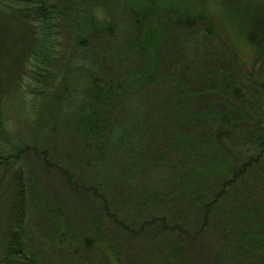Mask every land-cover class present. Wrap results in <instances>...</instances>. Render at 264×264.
Returning <instances> with one entry per match:
<instances>
[{
  "label": "trees",
  "instance_id": "16d2710c",
  "mask_svg": "<svg viewBox=\"0 0 264 264\" xmlns=\"http://www.w3.org/2000/svg\"><path fill=\"white\" fill-rule=\"evenodd\" d=\"M135 1L0 0V264H264V0L243 46Z\"/></svg>",
  "mask_w": 264,
  "mask_h": 264
},
{
  "label": "rangeland",
  "instance_id": "374dc122",
  "mask_svg": "<svg viewBox=\"0 0 264 264\" xmlns=\"http://www.w3.org/2000/svg\"><path fill=\"white\" fill-rule=\"evenodd\" d=\"M158 1V4L161 6V8L165 7L167 5V0H156ZM174 3L176 8L182 12L183 14H188L189 17H193L197 14H202L209 19H211V25L209 27L219 26V28H222L225 32H230L232 35V39L235 44H239L240 46H243V44H248V42L243 37V29L245 28L246 21L248 20V16H250L254 8H252V2H249V0H170ZM259 0H257L258 2ZM127 7L131 6L133 9L138 8V4H135V0H125ZM257 4V3H256ZM252 6V7H251ZM245 18V19H244ZM149 25L143 26L145 30L142 29V32H148L147 29L150 28L152 25L150 24H158L157 21H153L152 23H148ZM160 26L164 25V27L161 29L160 34L151 36L150 39L147 40V37H145L146 42L148 44H156L159 43L160 45H164L165 43H168L167 39H170L172 36L173 41H182L185 44H189L191 42L190 39H185V33H181V36H178L176 34L177 28L173 26L172 22H166V21H159ZM204 24V22H203ZM213 25V26H212ZM158 31V33H159ZM155 31H152L154 33ZM184 32V31H182ZM65 49L67 52H70L71 50L78 52V46H76L74 49L72 46L67 45L65 46V43H63ZM65 49H63L65 51ZM62 50V51H63ZM188 51V54L184 55L188 60L193 62H198L200 59L209 60L207 58V52H210L211 50L208 49H201L195 51L194 48L191 47L190 49H186ZM185 54V53H184ZM213 55V54H211ZM220 58V57H219ZM211 59V58H210ZM216 60V59H214ZM224 62V61H223ZM209 63V62H207ZM201 64V63H199ZM259 80H264V77L258 75ZM11 130H14L15 125H10L9 127ZM40 183V189L43 192H47L48 194H52L53 190L55 191L56 196L65 197L66 192L61 188L62 186L58 184V180L54 177L52 178V175L46 176V178H42V182ZM53 189V190H52ZM67 203V202H66ZM75 203V202H74ZM76 204V203H75ZM81 210V207L76 206V209H70L72 212V215H77V211ZM31 214V225L35 226V223L43 222L45 221V218L42 216H39L38 211L30 210ZM50 227V225H49ZM79 232V231H78ZM50 233V229L45 228L44 235H47ZM56 236V234H55ZM54 236V237H55ZM204 256L207 258L206 261H209L210 263H214V260L210 257L208 252H203ZM245 253V252H244ZM247 254V253H246ZM154 260H157L158 258H153ZM158 261V260H157ZM195 263H199L198 260L194 261ZM156 264V261L154 262ZM50 264H58L55 263L52 259ZM151 264V263H150ZM193 264V263H190Z\"/></svg>",
  "mask_w": 264,
  "mask_h": 264
}]
</instances>
